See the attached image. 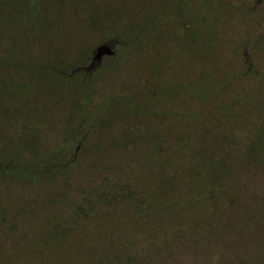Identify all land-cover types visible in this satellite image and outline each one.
Masks as SVG:
<instances>
[{"label": "rangeland", "instance_id": "374dc122", "mask_svg": "<svg viewBox=\"0 0 264 264\" xmlns=\"http://www.w3.org/2000/svg\"><path fill=\"white\" fill-rule=\"evenodd\" d=\"M8 1L0 264H264V0Z\"/></svg>", "mask_w": 264, "mask_h": 264}, {"label": "trees", "instance_id": "16d2710c", "mask_svg": "<svg viewBox=\"0 0 264 264\" xmlns=\"http://www.w3.org/2000/svg\"><path fill=\"white\" fill-rule=\"evenodd\" d=\"M2 1H4V4L7 5L8 7H11V4L9 3V1L7 0V2H5V0H0V8L2 6ZM28 9L33 13L34 11H32L34 9V6H33V3L32 5H29L28 4ZM155 14V13H154ZM156 15V14H155ZM156 27V18L153 16L151 17V19L147 20V22H145L143 24L142 27L138 28V30L136 31L137 33L139 34H142L144 37H146L148 31L150 29H154ZM118 39V38H117ZM120 39V38H119ZM118 39V40H119ZM120 43H122V39L119 40ZM119 44V43H118ZM52 74H56V71H52L51 72ZM89 75V74H87ZM86 83V82H85ZM85 83H83L82 85H85ZM124 99V98H122ZM128 100V99H126ZM130 101V100H129ZM132 103H123V105H127V107H133V105H131ZM130 105V106H129ZM115 105L112 106V109L114 110ZM250 148V146H249ZM248 148L247 152H246V155L249 156V157H252L254 156L256 158L257 161H259L258 163L262 162V159H263V156H264V152H253L251 151L250 149ZM200 150V149H199ZM199 150L196 151V154L198 155L197 157L201 160V159H205L207 160V158L205 157L204 153H202L201 151L198 152ZM71 160H69L67 163H69ZM15 169V168H13ZM201 169H205V172H209V173H206V177L204 176L203 179L206 180L208 182V185H212L214 182H216L218 179H222L224 177H227L228 174H229V171H228V167H226L225 164L223 163H216L214 165H210V163L208 164V166H203L202 165V168ZM5 171L3 169H0V176L1 175H4ZM203 175V174H202ZM201 175V176H202ZM206 182V183H207ZM207 185V184H206ZM215 186V185H213ZM212 187V186H211ZM214 192L210 190H208V198L209 199H212L214 197ZM125 197L122 196V199H127L129 198V196H127V194L125 193ZM224 201H225V205H229V206H232V202H233V199L230 195H228V193H225L224 194ZM109 204V203H108Z\"/></svg>", "mask_w": 264, "mask_h": 264}, {"label": "water", "instance_id": "95a60500", "mask_svg": "<svg viewBox=\"0 0 264 264\" xmlns=\"http://www.w3.org/2000/svg\"><path fill=\"white\" fill-rule=\"evenodd\" d=\"M118 43L119 40L117 38H111L97 44L91 52L90 62L86 66V70L89 72L95 70L101 64L103 56L114 55L115 48Z\"/></svg>", "mask_w": 264, "mask_h": 264}, {"label": "flooded vegetation", "instance_id": "af4514ba", "mask_svg": "<svg viewBox=\"0 0 264 264\" xmlns=\"http://www.w3.org/2000/svg\"><path fill=\"white\" fill-rule=\"evenodd\" d=\"M112 56H113V55H112ZM112 56H107V55H106V56H103V57H102V60H101V64H102V62H103V60H104L105 58H109V57H112ZM88 61L90 62V57H89ZM101 64H100L99 66H101ZM86 66H87V65H86ZM86 66H85V63H83L81 66L76 67V68L74 69V71L76 70V72L72 71L71 74H73V73H78V72H79V73H86V74H89V75H90L94 70L91 71V72H89V71L86 70ZM99 66H98V67H99ZM98 67H97V68H98ZM97 68H96V69H97ZM96 69H95V70H96Z\"/></svg>", "mask_w": 264, "mask_h": 264}]
</instances>
